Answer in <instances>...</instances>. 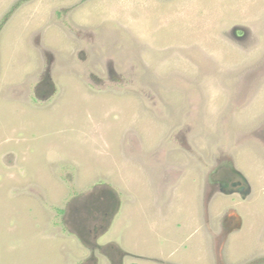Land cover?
Listing matches in <instances>:
<instances>
[{
  "label": "rangeland",
  "instance_id": "obj_1",
  "mask_svg": "<svg viewBox=\"0 0 264 264\" xmlns=\"http://www.w3.org/2000/svg\"><path fill=\"white\" fill-rule=\"evenodd\" d=\"M0 264H264V0H0Z\"/></svg>",
  "mask_w": 264,
  "mask_h": 264
},
{
  "label": "water",
  "instance_id": "obj_2",
  "mask_svg": "<svg viewBox=\"0 0 264 264\" xmlns=\"http://www.w3.org/2000/svg\"><path fill=\"white\" fill-rule=\"evenodd\" d=\"M237 176L241 179V181L243 182V186L240 188H237L236 190H230L228 188H220V190L222 191V193L224 194H232V193H240L242 197H245L246 195H248L250 193V187L248 185L247 180L238 172H236ZM226 182V178L221 179L220 184L222 186H224ZM105 197V196H104ZM101 196H96L93 197V199L87 200V201H82L80 203H78L77 207L73 210L74 213L77 215L76 218H74V220L71 222V225L74 226V228L76 227L77 229V233L82 231L87 234L89 231V226L88 222L91 219V216L95 213V210L99 207H101L102 203H101ZM97 201V203H96ZM110 205H112V202L110 203ZM106 207V206H105ZM83 210V213H82ZM85 211V212H84ZM81 214H84V216H81ZM88 225V227H87Z\"/></svg>",
  "mask_w": 264,
  "mask_h": 264
},
{
  "label": "flooded vegetation",
  "instance_id": "obj_3",
  "mask_svg": "<svg viewBox=\"0 0 264 264\" xmlns=\"http://www.w3.org/2000/svg\"><path fill=\"white\" fill-rule=\"evenodd\" d=\"M222 168H218L217 171H215V174L217 175V179H211V182L215 185H218L220 188H228L230 190H236L237 188H240L243 185V182L241 181V179L237 176V174L234 172L233 169L231 170H224V172H221ZM215 175H212V177H214ZM226 178V182L224 184V186H222L220 184L221 179ZM101 196V195H100ZM101 200V207L99 209V207L95 210V213L91 216L90 221L88 222V225H95L94 223H96L97 221H99V215L103 216V217H107L108 219V215H107V211L109 210V208L111 207L110 203L108 204L106 201V198L104 196H101L100 198ZM105 199V200H104ZM97 203V201H96ZM106 206V207H105ZM85 212V211H84ZM83 213V210H82ZM84 215V214H83ZM100 216V217H101ZM227 220V219H225ZM87 225V227H88ZM96 227L93 228L89 226V232H96L95 230Z\"/></svg>",
  "mask_w": 264,
  "mask_h": 264
},
{
  "label": "clouds",
  "instance_id": "obj_4",
  "mask_svg": "<svg viewBox=\"0 0 264 264\" xmlns=\"http://www.w3.org/2000/svg\"><path fill=\"white\" fill-rule=\"evenodd\" d=\"M242 186H243V185H242ZM242 186H241V187H242Z\"/></svg>",
  "mask_w": 264,
  "mask_h": 264
}]
</instances>
